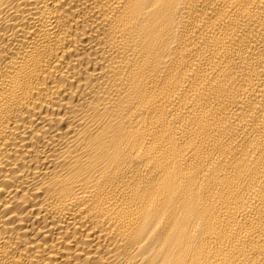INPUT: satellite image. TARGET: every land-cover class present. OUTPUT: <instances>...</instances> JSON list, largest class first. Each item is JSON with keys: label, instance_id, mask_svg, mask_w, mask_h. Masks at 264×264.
Returning <instances> with one entry per match:
<instances>
[{"label": "bare ground", "instance_id": "bare-ground-1", "mask_svg": "<svg viewBox=\"0 0 264 264\" xmlns=\"http://www.w3.org/2000/svg\"><path fill=\"white\" fill-rule=\"evenodd\" d=\"M0 264H264V0H0Z\"/></svg>", "mask_w": 264, "mask_h": 264}]
</instances>
